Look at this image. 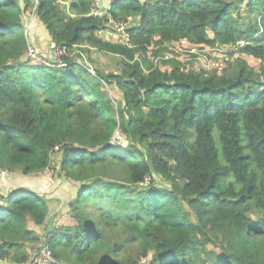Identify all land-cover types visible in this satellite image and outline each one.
<instances>
[{
	"label": "trees",
	"instance_id": "1",
	"mask_svg": "<svg viewBox=\"0 0 264 264\" xmlns=\"http://www.w3.org/2000/svg\"><path fill=\"white\" fill-rule=\"evenodd\" d=\"M67 1L0 0V170L39 175L59 151L77 186L73 223L45 236L33 226L48 221L46 198L0 194V261L27 264L40 243L52 264H264V0H104L102 16L93 0L66 14ZM26 12L66 48L64 68L30 62ZM129 20L126 42L103 38ZM182 40L237 48L261 70L168 72L149 59ZM95 50L119 56L120 73L87 70ZM113 83L122 105L107 98Z\"/></svg>",
	"mask_w": 264,
	"mask_h": 264
},
{
	"label": "rangeland",
	"instance_id": "2",
	"mask_svg": "<svg viewBox=\"0 0 264 264\" xmlns=\"http://www.w3.org/2000/svg\"><path fill=\"white\" fill-rule=\"evenodd\" d=\"M68 1L61 2V8L66 14L69 13L68 9L70 4ZM93 2H94V7L96 2H99L100 6L98 7V10L104 11L103 15L107 14V11L110 9V7L104 8L103 0H93ZM33 14H34L33 12L25 13L26 15V25L24 24L25 30H28V26H30V24L32 25L34 19H36V17ZM136 22L137 21L135 20H129L127 21V23L122 22V25H124L126 29H130L136 26ZM38 29H40L42 35L43 34L46 35L44 29L48 33L46 28L43 29L40 26ZM102 34L104 36L103 38L110 41L113 40L117 42L118 39L121 38L123 42L124 41L126 42L127 39V35H125V33L120 32L119 34L122 37H119L114 35V32L112 30H106V32ZM41 41L45 45L44 48L40 46V43L35 44L31 42L29 44L30 45L28 49L29 54L30 52H32L36 55L35 56L36 58L31 57V60L29 59L30 62L34 65H42L41 61L47 62V60L49 61L55 60L54 56H52V48L54 47V44L50 43L47 36L46 38H43ZM156 41H158V39ZM79 47L80 49L83 50L88 46L81 45ZM199 47L200 46L198 45L191 44L187 40H182L180 42L173 43L170 45H164V47L162 48H160L157 44H154L149 49L148 57L154 63L155 66H158L163 71H168V72H170L173 68L177 67L176 65H181L183 68L187 70H193L201 73L204 72L206 74L221 75L226 72L234 71L238 61L241 60H244L256 72H259L261 70V62L259 60L238 53L237 48L233 47L228 49L227 47H225V48H221L217 52H213L211 50H200ZM156 51L159 52V55L155 57L154 53ZM231 53H233V56H230ZM86 54L90 64L94 69V70L91 69L92 74H94V72L96 74L97 72H100L101 74L120 73L122 62L119 56L109 53L99 52L96 50L94 52H88ZM191 54L196 55V58L195 60L188 61L187 59ZM28 58H30V56H28ZM106 89H109V91H107L106 93L108 99L115 102L116 105L123 104V95L114 83L111 85L109 84V87ZM112 143H119V145L123 147L127 146L125 137H123V135H121L119 131L115 133L114 140L112 141ZM56 153L52 154V164H55L54 170H45L39 175H30V176L21 175L20 173L17 172L12 173L7 170H4V172L8 173L7 177L11 176L10 177L12 178L11 181L16 185V189L18 186L24 185L23 186L24 188L35 189L37 190L36 193L39 191L42 193L43 196H49L47 197L48 200L54 201L51 203L53 204L57 203V207L59 209L56 210V212H54V214L51 217L53 218L52 222L57 227H59L62 225H71L73 223V217H72L73 214L71 212L69 205L70 202L77 196V186L76 184L69 182V180H67L66 178L60 175L59 172L60 159L58 158L59 162H55L57 157H59L60 152L57 151ZM157 182L159 184L161 183V181H159L158 179ZM190 215H191V220L193 221L194 215L192 214V212H190ZM251 216L253 218L257 217L255 213H252ZM45 225L47 226V223ZM35 227L36 226H34V229ZM40 247H41L40 243L30 246V248L33 249V251L31 250L32 251L31 258L35 254L34 251ZM209 249L213 250L214 248L213 246L210 245Z\"/></svg>",
	"mask_w": 264,
	"mask_h": 264
},
{
	"label": "crops",
	"instance_id": "3",
	"mask_svg": "<svg viewBox=\"0 0 264 264\" xmlns=\"http://www.w3.org/2000/svg\"><path fill=\"white\" fill-rule=\"evenodd\" d=\"M104 1V0H103ZM108 5L104 4V8H106ZM26 16V15H25ZM23 16L22 19L24 20V24L26 25V17ZM42 27L43 29L45 27H43V25L38 21V19H34L33 21V24L30 26H28V30H26V34H27V37H28V42L29 44L32 42V43H40V46L42 48H44V43H42V39L43 38H48V40L50 41V43L52 44L51 42V38H50V35L49 33H47L44 29V32L46 35H42L40 29H38L39 27ZM45 36V37H44ZM43 37V38H42ZM39 48V47H38ZM46 50V49H44ZM13 173V172H12ZM11 177V176H10ZM10 177H6V178H0V194H3V195H7L12 189H16V185L11 181L12 178ZM24 185H21V186H18L17 188H20V187H23ZM31 189V188H30ZM33 191H37L35 189H32ZM38 194L42 195L41 192H37ZM42 197L46 198L48 200L47 197L49 196H43ZM51 202H54V201H49L48 200V211H49V214H48V221H47V226L44 224L43 226H40V227H35L34 230L37 231V233H39L41 236H45L48 232H50V230H52V228L54 227H57L53 222V218L51 217L54 212H56V210H58L59 208L57 207V203H51ZM55 216V215H54ZM34 228V226H33ZM0 264H8L7 262H2L0 261Z\"/></svg>",
	"mask_w": 264,
	"mask_h": 264
},
{
	"label": "built area",
	"instance_id": "4",
	"mask_svg": "<svg viewBox=\"0 0 264 264\" xmlns=\"http://www.w3.org/2000/svg\"><path fill=\"white\" fill-rule=\"evenodd\" d=\"M98 5L97 3L95 4L94 7V13L96 15L102 16L104 14V11H99L98 10ZM113 24V28H115L118 33H125L126 34V28L124 25H122V23H112ZM80 47H76V49H78ZM217 51H219V49H217ZM30 57L36 58L35 54L30 52L29 54ZM52 56H54L55 60L57 61V64L55 65L56 67L59 68H64L66 66V64L62 61V59L66 56V48H61V47H56L54 46L52 48ZM42 64L53 67V62L47 60V62L41 61ZM87 65V70H89L91 72V67L88 63H86ZM8 176V173L4 172V170H0V178H5ZM53 263V257H52V252L49 246H45L42 245L33 255V257L29 260V262L27 264H52Z\"/></svg>",
	"mask_w": 264,
	"mask_h": 264
},
{
	"label": "water",
	"instance_id": "5",
	"mask_svg": "<svg viewBox=\"0 0 264 264\" xmlns=\"http://www.w3.org/2000/svg\"><path fill=\"white\" fill-rule=\"evenodd\" d=\"M121 135H123V133L121 131H119Z\"/></svg>",
	"mask_w": 264,
	"mask_h": 264
}]
</instances>
